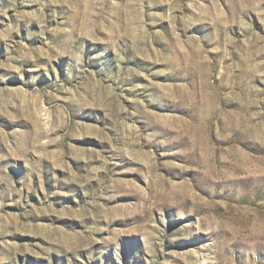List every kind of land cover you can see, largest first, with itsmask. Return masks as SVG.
Instances as JSON below:
<instances>
[{
	"label": "rangeland",
	"instance_id": "obj_1",
	"mask_svg": "<svg viewBox=\"0 0 264 264\" xmlns=\"http://www.w3.org/2000/svg\"><path fill=\"white\" fill-rule=\"evenodd\" d=\"M0 264H264V0H0Z\"/></svg>",
	"mask_w": 264,
	"mask_h": 264
}]
</instances>
